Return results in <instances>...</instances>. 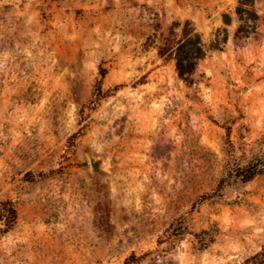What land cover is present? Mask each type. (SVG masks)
<instances>
[{"label":"rangeland","instance_id":"374dc122","mask_svg":"<svg viewBox=\"0 0 264 264\" xmlns=\"http://www.w3.org/2000/svg\"><path fill=\"white\" fill-rule=\"evenodd\" d=\"M262 139L264 0H0V264H251Z\"/></svg>","mask_w":264,"mask_h":264},{"label":"trees","instance_id":"16d2710c","mask_svg":"<svg viewBox=\"0 0 264 264\" xmlns=\"http://www.w3.org/2000/svg\"><path fill=\"white\" fill-rule=\"evenodd\" d=\"M245 13H247L245 10H238V15ZM241 21H243L242 18H239V22ZM224 24L228 25L229 22H224ZM238 32H242L241 28L238 29ZM243 32L248 34L247 31ZM185 37L188 38L177 43L173 48L158 52L160 57L164 56L166 52H171L174 55L176 73L179 79L183 81L193 76L199 61L204 57L200 37L192 31ZM101 76H103V72ZM261 175H264V139L257 142L249 158L243 155L241 158L234 159L226 165L216 193L207 198H221L222 191L227 187L233 184L247 185ZM262 258H264V250L252 258L251 264H264V261H260Z\"/></svg>","mask_w":264,"mask_h":264},{"label":"water","instance_id":"95a60500","mask_svg":"<svg viewBox=\"0 0 264 264\" xmlns=\"http://www.w3.org/2000/svg\"><path fill=\"white\" fill-rule=\"evenodd\" d=\"M89 161H90V167L92 170L100 171L103 169V165L98 158L94 156H90Z\"/></svg>","mask_w":264,"mask_h":264}]
</instances>
